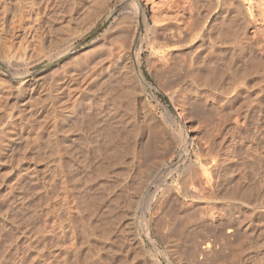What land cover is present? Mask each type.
I'll return each mask as SVG.
<instances>
[{
	"label": "rangeland",
	"instance_id": "374dc122",
	"mask_svg": "<svg viewBox=\"0 0 264 264\" xmlns=\"http://www.w3.org/2000/svg\"><path fill=\"white\" fill-rule=\"evenodd\" d=\"M0 1V264H264V210L260 207L254 209V204L257 201L256 198L258 197V194L259 196L261 195L262 199H264V182L262 183V179L260 181L259 178V172L264 173V167L260 168L257 163L253 162L254 160L252 159V155L256 154V150L257 153L259 150H262L259 145L256 144L257 142L255 141V138L253 139V135L251 138V135L242 132L244 126H246L248 122H251V127L261 128V131L258 134L261 136L259 141L264 140V105L260 109L255 108L254 112L252 113L247 112L248 110L245 108V105H247L246 96H240L239 93H237V90L235 91L230 89V92L226 95L221 94L216 89V85L219 82L217 76L219 70L216 72L214 70L215 65L213 64H210L209 66L202 60H200L201 63L199 62L198 56L203 51L205 46L201 45V48L195 46L196 49L194 48L193 53H191L192 50L188 48V44H191L190 42L185 41L187 44L186 47L184 46L186 45L184 42L183 44L178 45V43H173L175 40L174 38V40L172 39L173 42L170 40L173 37V33L178 28H182V7L180 8V5L182 6V0H180L181 3L179 4L174 2V0H156L158 2L160 1V3H156L157 5H160L161 11L166 10L165 13L168 12L166 14V18L171 16V20L168 18L165 20L166 22L156 19V14L153 15L155 12H153L152 9V0H138L139 3L141 2L139 4L141 14L138 17L135 14H131L134 23H136V21L138 23L134 25L132 21L134 26L131 24L130 26H132V29L129 26V30L124 32L125 34H128L126 36L123 32V34H120V29L122 27L119 26L118 28V23L116 20L121 17V12L127 9L122 4H114L110 7V3H112L114 0H103L106 1V3L103 2V5L106 6L105 8H103L104 6H99L102 5V1H100L98 5L92 6L93 8L89 6V10L88 8H85V11L81 10L82 13L86 14L85 18L87 19L83 18L84 14L78 12L79 15L82 14L81 17L77 13L76 18H74V20L76 19L78 23L73 19L72 21L70 19V15L74 14V12H70V9L73 8V11L74 8L76 9L78 7L77 5H79L77 0H38L37 3L41 2L42 4L40 3V5L36 7L37 19L36 16H34V20L32 17L29 18L31 15H29L27 12L23 13V11L20 9V0ZM195 1L197 2V10H195L193 14L196 13L195 15L198 17L200 12V16L203 18L206 15H210L209 17H206V28L210 22L213 21V23H215L217 20V22L220 21L218 24L221 25L215 23L217 25H215V27H217L215 28L213 24L212 27L215 29L214 33L219 35V33L222 32V35L220 33L221 36H219L222 37L223 41L226 32H230L232 34L231 35L228 33V35L225 36V42H222V39L217 36L218 39H215H217L216 45L218 47L235 46L236 39L237 42L241 40L240 43H237L238 45L244 41L242 44L244 46H249L248 53L244 56V59H242L243 61L236 60L233 62L235 65L231 62V66H233L231 68L237 70L240 69L239 71H242L248 67L250 70L253 63L252 57H255V55L251 52V47L254 48L255 51H261L260 54H263L264 56V12H262L264 11V0L263 2L262 0H240L242 3L238 2L239 0H231L229 3H232L233 6L227 3L228 0H226V2L225 0H219V3L218 0H212V12L209 10L206 11L209 9L207 1ZM202 1L204 2L202 3ZM46 2L47 4H45ZM71 2L76 6L72 5ZM92 4L94 3H91V5ZM203 4L207 5V9H204L205 5ZM216 4L219 5V8H217ZM234 4H236L235 6L238 7L239 10L242 8L241 10L247 11H244V14L248 15L245 16L248 17V20H246L248 21L247 24L249 23V26L245 27L244 24H246V21L237 16L236 12L238 11H236V9L238 10V8H235ZM239 4L242 6L240 7ZM71 5L73 7H71ZM66 6H70V8ZM225 6L228 9H226ZM97 7L101 8L99 9ZM67 9L70 11L67 12ZM94 9L97 11L96 15H98L99 12H102V16L96 21V23L91 25L89 22L91 23L92 17L93 19L96 17L94 16L96 11H92ZM101 9L104 11V13ZM177 10L180 13L176 14ZM205 11L210 13H206L205 15ZM190 12L191 10H187L186 15L184 16V22H186L183 27L186 26L188 28L195 19V16L192 17L193 14ZM249 12L251 16L248 14ZM22 13L23 15L21 18L20 14ZM142 13H144L145 16L147 15V18L151 24L153 22L158 24L160 22L158 26L161 24L163 26V22L166 24L168 20H170V22H168L171 23L173 16L172 14H176V16L179 17V27H177V25H172V22V24L166 25L168 26L166 29L165 26L163 28L160 27L162 30L159 29L163 31L159 32L162 41L170 40L172 43L170 41L168 43L173 45H170L172 48L174 46L183 48V50H181L182 52L179 50L178 52L175 51V53H178V55L175 54L177 57L174 58L175 61H172L173 64L170 63L171 65L168 64L165 66V63L167 62L164 63V61H157L158 63L156 62L153 64L154 62H152V60L157 56L160 58L163 53L162 50L169 49L170 46L163 48L153 43V35H151V32L148 31L147 27L145 26ZM170 13L171 15H168ZM65 15L67 17V22ZM60 16L63 22L61 20L53 21L56 18L60 19ZM78 16L80 17V20ZM89 16L91 18H89ZM135 17H137V19ZM231 17H234L232 18L234 21L230 19ZM173 18L175 20V16H173ZM154 19L158 21H155ZM35 20L36 23L34 22ZM176 20L174 23L177 22ZM230 20L235 23L232 24V22H229ZM239 20L241 25L244 23L242 25L243 29H241V27H239L240 25H238L240 24V22H238ZM54 22H56V24ZM57 22L60 24L64 22L67 24L69 22V25L67 24L66 26L68 32L72 31L73 29L72 32L75 31L77 33L75 34L74 32L72 34L70 32L71 35L75 34V41H73L71 44L70 53L64 55L60 59L42 57L41 52L43 51L40 49L41 37L43 34H45V31L46 33L48 32L47 34L56 33V28L61 27L60 24H58L60 27L57 26ZM81 22L84 23L82 24ZM115 22L117 27L114 26ZM50 23L53 24L51 26L56 27L55 29L53 27V31L51 29L47 31ZM86 23L89 25L85 31L84 27ZM210 25H208V27H210ZM68 26H70L69 28H71V30L68 28ZM81 26L84 27L82 28ZM228 27H232V29L228 30ZM65 28L62 27V29ZM78 29L79 34L77 32ZM133 29H137V34L135 33L134 41L132 45L129 46L130 43L128 42L131 41V37L129 38L128 36H131ZM196 31L197 33L200 32L199 29L194 30L195 35L192 33V38L196 36ZM129 32H131V34H129ZM162 33L164 34V38H162ZM237 33L239 36L236 35ZM165 36L169 39H166ZM235 36L237 37L235 38ZM124 37H127L126 39L128 42L124 40ZM232 37L235 40H232ZM107 40L110 42H107ZM104 41L107 42V44H104ZM123 42L125 45L128 43V45H123ZM197 44L200 47V43ZM122 46L127 47L128 50L125 48L123 50L120 49L123 48ZM185 48H187V51ZM73 49L75 51H73ZM106 50L108 52L114 50L118 53H116V55L112 53V62L115 64L117 61L116 64L119 63L120 65L118 64L115 66V64L112 66L113 68L111 67V69H108L107 72H104L103 75L105 76L102 75L103 77L101 76L97 80H107L106 82L109 80L108 84L105 81H102V83H105L102 85L101 81L100 84L96 80L97 83L92 85L91 88L93 90L94 87H96L95 89L98 92L96 93L95 91L91 90V93H103V96L100 94L98 95L100 97L102 96V98L104 97L103 99L101 98L103 105L109 106V102L111 103L109 107H106L108 109L104 107L107 111H109V109L112 111L116 110L117 114L119 113V117L125 113L122 116L124 120H128V122L131 124L134 123L138 125L135 127L139 130H135L138 134L134 133L135 131L133 134L130 132L133 136L139 137V133H141V128L143 127H145V130H148V132L154 131L158 137H156L153 132L149 134L154 135V140L155 137L158 140L154 141L152 138V142L154 141L153 145L158 143L157 145L159 146L156 145L158 149L155 148L156 146H153L155 149H153V151H155V153H152L151 155H156L150 157V161L152 163L154 159L159 158L158 160H160V157H163V161L162 159L160 160L161 162L159 163V166L156 165V162H158L156 160L152 166L158 167H154L157 170L154 168L153 170L151 169L152 164L147 165L149 167L148 168L145 165L147 164L146 160V163L144 162L143 166L142 163H140L139 166L135 159V162L134 160L132 161L137 164H132L133 162L130 161L131 158L126 157L128 155L125 157L123 156L125 159L121 160V164L119 163L117 165L109 163L108 160H105L103 155L102 158L101 156L96 155L98 154V150L96 151V148H102L104 142L107 144V142L109 143V141L112 139H114L112 141H114L113 143H115V146L117 144V146H120V148L123 146V148L120 150H123L124 153L127 152L124 149L128 148L126 143L128 142L127 140H129V138L131 140V136H129V132L126 135V133L122 131L125 134L122 132L118 133L120 136L118 139V135L112 132L110 137L111 139H107L104 137L105 135L102 132L103 134L101 133V135L104 136L102 137L99 135L101 137H97L96 140L95 137L98 135H96L98 131L96 129L100 130L102 126L99 127L100 125L96 123L97 126H99H96V129L93 128L94 131L88 128L86 129V126L83 125L85 121L83 122V119L81 120L79 118L81 114L88 112L89 109V107L87 108V106L84 105V108H81V103L79 104V100L81 102L83 94L86 93L81 91H86V88L89 86V81L87 77H85L86 74H84L87 72L84 70L88 71L87 67L89 69L92 67H95L97 70L101 69L100 67H102V64H100L101 66H97L100 62H95L98 60V57L100 60V57L105 55L103 52ZM121 50L123 51L122 54L124 55L121 54ZM107 51L105 53H108ZM100 53L103 55H100ZM40 54L41 58L39 56ZM125 55L127 57H125ZM245 57L247 58L245 59ZM34 58H36L35 61ZM120 59L123 60H121V63L119 61ZM128 59H130V61ZM90 62L92 67H90ZM162 63L164 64L162 65ZM248 63L250 66L247 65ZM220 65L221 67L223 66L222 64ZM168 66L171 68L168 69ZM117 68L123 71H118ZM116 69L119 73L116 71ZM130 69L132 71L134 70L133 74ZM200 69L201 74L199 73ZM109 70L112 71L113 74L118 73V75H112V72H109ZM124 71H126V74ZM108 72L111 75H109ZM121 72L122 74H120ZM250 74H252L249 75L252 79L259 76L257 73L256 75L255 72ZM122 75L126 76L123 77ZM128 75H130V77ZM121 76L123 77V80ZM215 76H217V78H215ZM84 77L88 82L85 80L81 82ZM109 77H112L113 79H111L113 81L109 79ZM125 77L128 79L126 80ZM70 78L74 80L72 86L77 89L75 90V88L72 87L75 90V94L73 93L74 90L72 88L70 89H72L73 92L68 90L70 93L65 91L64 94V92L59 91V88L65 84V82L70 80ZM129 79L132 83V86L134 85V88L130 85L131 83L128 84ZM126 81H128V85L125 84ZM123 82H125L124 84L127 85V87L129 86L132 89H136V91H134L136 93L134 97L133 94L132 96L130 95L131 97H129L130 99L133 98L132 102L135 104V107H132L135 108L134 111H132L133 109H130L131 106L128 105L131 100H127L129 99L128 96L126 99L127 91L125 92L126 94L124 93V91L129 87L124 89L126 86L123 84ZM225 83L222 84L225 85ZM99 84L102 85V89L100 88ZM110 84L114 86V91L112 90ZM227 84L229 83H226L225 86H227ZM121 85H123V88L120 87ZM97 86H99V88H97ZM82 87H84V89ZM79 89H81V91H77ZM106 89L108 91H106ZM252 89L253 88H251V90ZM241 90H243L244 93L246 92L243 86L239 91ZM232 91L233 93L231 94ZM57 92H62L59 94H61V96L62 94L66 96L63 95L61 97ZM78 92H80L81 96L77 95L79 94ZM72 93L74 95H72ZM56 95L58 97H56ZM71 95L75 97H68ZM225 96L227 99H232L230 104L223 103L222 99H226L223 98ZM57 98L59 99V103ZM63 98L66 101L63 100ZM76 98L78 101L74 100ZM55 99L57 101H55ZM243 100L245 101L244 103ZM64 101L66 102V106L63 104ZM55 102L56 104H59V107L62 106L65 109H59L58 104L53 107ZM112 103H115L116 105H112ZM239 103L241 106L237 105ZM54 108L57 110H53ZM62 109L63 113H65V116L60 113ZM119 109L121 112H118ZM245 109L246 111H243ZM58 110H60V112ZM72 110L75 111L72 115L76 114L77 116L78 114L77 120L75 118L76 116L74 117L75 119H70V116L72 117V115L69 116V114L72 112ZM131 111L134 114L130 113ZM153 111L155 113H152L154 117L151 114ZM116 112L114 111L113 113L115 114ZM126 112H128L127 116ZM120 113H122V115ZM148 113H150V115ZM166 114H168V116ZM133 115H135V117H139L140 120L138 121L139 118H135ZM142 115L147 119H143ZM141 116L143 120L141 119ZM249 116L252 117V121H250ZM149 117L152 118L153 122L150 121L151 119L149 120ZM145 121H147L149 126ZM150 122L152 125H150ZM100 123L101 125H104V122L101 121ZM64 126L67 128L68 126L70 127L67 130H70L69 133L66 131L67 128ZM130 126L131 125L127 124L128 128H131ZM147 128H149L151 131ZM71 129H73V131ZM103 129L104 128L102 127L101 131ZM63 130L66 132L64 133ZM148 132L146 131V136H148ZM261 132H263V135ZM199 135L201 138H199ZM162 136H164V138ZM259 136L257 137L259 138ZM68 137L69 139H67ZM148 138L150 139L151 137L149 136ZM158 138L163 139L164 142L162 140L159 141ZM120 139H122L123 142ZM118 140L121 142L117 143L119 142ZM124 142H126V147L124 144L121 145V143ZM130 142L131 141L128 143ZM162 143H165V147L162 146ZM105 144L104 148L106 149L107 145ZM66 146H69L70 149L66 148ZM237 147L243 151H239ZM56 148L60 152L56 151ZM81 148L84 151L80 150ZM112 148L113 145L111 144V149ZM162 149L164 151L166 150L163 154ZM65 150L67 152H65ZM167 154L169 155V158H165ZM250 156L252 158H250ZM152 158L154 159L152 160ZM231 161H234V163L239 162L240 164L238 166H231V163H233ZM162 162H167L166 169H164L154 179V176L163 164ZM228 162L229 164H227ZM241 162H243L242 165ZM104 163L107 164V167L110 166V168H113H111V170L110 168H106L107 171H105V173L99 174L97 172L98 170L96 169H98V167ZM217 163L218 165L216 167L215 164ZM223 164L226 165V167L224 166V169L222 170L221 168ZM135 165H138L137 168ZM195 165H199L198 177L192 178L193 180L189 179L190 182L189 180L186 182L183 179L184 175H186L188 169ZM144 169H150V171L152 170L151 172L153 175L150 174L151 178L146 176L147 172H145ZM142 171L145 173V175L143 173L144 176L141 175ZM206 174L209 176L213 175L211 178L212 182H214V180L216 181V178L219 180V174L222 175L220 176V182L222 181L221 185L218 188L215 186L205 185L203 177L206 178ZM141 176L142 179H139ZM90 177L92 182L90 181L89 183L88 180ZM143 177L147 179H144ZM135 179H137V181ZM141 180L148 181L142 182ZM237 182L241 183V185L239 184V188L235 187L236 189L232 190L234 187L233 185L238 184ZM100 184L102 185V188H100ZM137 188L140 190L139 192L141 194L138 192ZM257 188H259V191ZM166 189L169 190L170 195H166V201L163 202L161 208L157 207L156 199L162 197L165 194ZM237 189L240 191H243V189H246V191L248 189L249 191L257 190L255 191L257 194L253 192L252 195H247V197L244 198L242 195H240L241 192L239 190L237 191ZM230 190L234 192L236 191V194L234 192L229 193ZM104 191H106L104 195H106V193L108 195H106L107 197L105 196L106 199L104 197L102 198L104 195H101L104 193ZM135 191L136 193H133ZM117 193H122V195L119 196ZM223 193L224 196L228 194V196L231 194L232 196L230 197L234 198L237 196L236 198L239 201L236 200V203L232 205H227L223 202L221 203V201L216 199V197H224L222 196ZM99 194L101 197H99ZM129 194L131 198L132 196H135L133 199L136 203L133 201V199L129 198ZM233 194H235V196ZM253 194L255 196H253ZM123 195H125V199L127 200L123 199ZM214 195L216 197H214ZM92 196L95 197L93 198ZM117 196H119L120 199L123 196L121 199L123 201H119ZM250 196L253 198L251 199ZM85 197L86 199H84ZM143 197H145L143 203L138 206L140 200L143 199ZM95 198H99L98 203V199L96 200ZM110 198L112 200L116 198L114 200V204L117 200L122 203L116 202L118 205L115 204L114 207H118L119 211H115L118 209L114 208L113 210L112 208L113 211H111L109 214L108 212L114 205ZM103 199L106 201L104 202ZM108 199H110L112 202H109ZM128 200H130V202H127ZM84 201L86 204H84ZM89 201L91 204H93L91 205ZM124 201L128 204L124 203ZM181 201L183 203L185 202L183 205L184 207L181 206L183 204ZM218 201H220V203ZM241 201L243 204H241ZM249 201L251 202L249 203ZM101 203H103L104 206H101ZM105 203L108 205L111 204L112 206L110 205L111 207H109L107 205L108 207H106ZM89 206L92 209L89 208ZM86 207L91 210V213ZM108 209H110L107 212L109 216H105L107 220L108 217H110L111 221L109 220V223L104 216V213ZM183 210L184 215L187 213L186 216L188 217L181 215L183 214ZM179 211L182 213L180 214ZM211 214H213L215 217L213 215L211 216ZM92 215L93 217L91 218ZM179 215L181 217L183 216L182 219ZM175 219H177V221ZM90 220H92L93 224H98L99 227L97 225L92 226ZM88 225L89 229L91 230L90 232L88 231L89 229L87 230ZM91 227H93V229ZM87 232L90 233V235H88ZM104 234H106V236H103Z\"/></svg>",
	"mask_w": 264,
	"mask_h": 264
},
{
	"label": "bare ground",
	"instance_id": "6f19581e",
	"mask_svg": "<svg viewBox=\"0 0 264 264\" xmlns=\"http://www.w3.org/2000/svg\"><path fill=\"white\" fill-rule=\"evenodd\" d=\"M40 1H43V0H40ZM55 1V0H54ZM74 1V0H73ZM72 1V2H73ZM79 3V5H77L78 7L75 9L74 8V10L72 11V9H67L68 11L67 12H74V14H71L70 16H71V21H72V19L74 20V18H76V14L78 13V12H80V13H82V11L81 10H84L85 8H88L89 6H95V5H98L99 4V2L100 1H102L101 3H102V5H99V6H104L103 5V2H105L106 3V1H103V0H81V1H79V0H77ZM76 1V2H77ZM93 1V2H92ZM108 1H110V0H108ZM165 1H167V0H165ZM204 1H207V3H208V8L209 9H207V5L206 4H203V5H205L204 6V9L206 8L207 10L206 11H210V12H212L211 11V9H212V7H213V5H212V0H204ZM204 1H202V3L204 2ZM216 1V0H215ZM231 0H228V2L227 3H229ZM233 1V0H232ZM238 1V0H237ZM259 1V0H258ZM1 2V1H0ZM38 2V0H20V9L23 11V13L24 12H27L29 15H31V16H29V18L30 17H32L33 18V20H34V16H36L37 15V11H36V7L37 6H39L40 5V3H37ZM50 2H52V1H50ZM71 2V3H72ZM112 2V1H111ZM152 3H151V5L153 4V12H155V13H153V15L154 14H156L157 15V18L156 19H158V20H160V21H165V20H167L168 18L170 19L171 18V16L169 17L168 15H171V13L173 12V13H175L174 11H172L170 14H168L167 16H168V18H166V14L168 13H165L166 12V10L165 11H161V7H160V5H159V7H158V5H157V3L156 2H158V1H156V0H152L151 1ZM174 2H177V4H179V3H181L180 2V0H174ZM173 2V3H174ZM225 2H226V0H225ZM236 2V1H235ZM238 2H241L240 0L238 1ZM262 2H263V0H262ZM75 3V2H74ZM91 3H94V4H92L91 5ZM100 3V4H101ZM104 3V4H105ZM141 3V2H140ZM139 2H138V0H114L112 3H110V7L111 6H113L114 4H122V5H124L125 6V8L127 9V10H125V11H122L121 13H122V15H121V17H119V19L118 20H116L117 21V23H118V28H119V26L120 27H122L120 30H121V32H120V34L123 32H127L128 30H129V26L132 24V21H133V17H132V15L131 14H135V15H137V17L138 16H140V4ZM158 3H160V1L158 2ZM218 3H219V0H218ZM221 3V2H220ZM242 3V2H241ZM38 4V5H37ZM42 4V3H41ZM45 4H47V2L45 3ZM76 4V3H75ZM108 4H109V2H108ZM182 6L180 5V8L182 9V28L181 29H177L174 33H173V37L170 39V40H172L173 38L175 39H173L174 40V42H173V40H172V42L175 44V43H178V45L179 44H183V42L186 44V42L185 41H187V42H190L191 44H188L189 46H188V48L189 49H191L192 50V52L191 53H193V51H194V48L196 49V47L198 46V48H201V45H203V46H205V48H203V51L200 53V55L198 56L199 57V62H200V60H202L203 62H205V63H207V65H209L210 66V64H213V65H215L214 66V70L217 72V70H219L218 72V79H219V82L217 83V85H216V89L221 93V94H228L229 92H230V89L231 90H237V93H239V95L241 96H246V100H247V105H245L246 107V109L248 110L247 112H250V113H252V112H254V110H255V108H262L263 107V103H264V65H263V63H264V56H263V54H260V52L261 51H255L254 50V48H252L251 47V52H252V54H254L255 55V57H252L253 58V63H252V67H251V71L249 70V68L248 67H246V69L243 71H239V70H237V69H232L231 67H233V66H231L232 64H234L233 62L234 61H236V60H238V61H240V60H242V59H244V56L245 55H247V53H248V49H249V46H244L242 43H244V41L241 43V44H237V43H240V41L239 42H237L233 37V39L232 40H235V42H236V45L235 46H223V47H218L217 45H216V40L218 39V37L217 36H219L220 35V33H221V35H222V32H220L219 33V35L218 34H216V33H214V28L212 27L213 26V24H214V27H215V23H219L220 21H219V18H218V21L219 22H217V20H216V22H215V20H214V22L215 23H213V21L212 22H210L211 23V25H210V23L208 24V25H210V27H208V25H207V28H206V24H205V21L207 22V18L206 17H209V16H207L206 15V13L208 14V13H210V12H206L205 11V17L203 18L202 16H200V12H199V14H198V17L195 15V14H193L194 13V11L195 10H197V7H196V5H197V2L195 1V0H182ZM222 4V3H221ZM225 4V3H224ZM229 4H231L232 5V3H229ZM263 4H264V2H263ZM262 4V5H263ZM72 5H74L73 3H72ZM71 5V7H73ZM106 5V4H105ZM215 5V4H214ZM217 5V4H216ZM236 4H234V6H235ZM240 5V7L242 6L241 4H239ZM42 6V5H41ZM63 6V5H62ZM74 6H76V5H74ZM179 6V5H178ZM219 5H217V8H219L218 7ZM227 6H229V5H227ZM233 6V5H232ZM237 6H238V4H237ZM66 7H69L70 8V6H66ZM91 7H90V9H91ZM100 7V8H101ZM106 6H104L103 8H105ZM158 7V8H157ZM221 7V6H220ZM224 7V6H223ZM261 7H263V6H261ZM41 8V7H40ZM43 8V7H42ZM45 8V7H44ZM93 8V7H92ZM97 8H99V7H97ZM97 8H96V10H97ZM99 8V9H100ZM160 8V9H159ZM216 8V7H215ZM225 8H226V6H225ZM233 8V7H232ZM235 8H238V7H236L235 6ZM244 8V7H243ZM48 9V8H47ZM159 9V10H158ZM221 9H222V7H221ZM226 9H228V8H226ZM234 9V8H233ZM233 9H231V10H233ZM242 8H240V10H239V8H238V10L236 9V11H238V12H236L237 13V16H239V17H241V19H244L245 21H246V24H244V23H242V25L244 24L245 25V27H247V26H249L248 24H247V18L248 17H246V16H248V15H246V14H244L245 12L244 11H246V10H241ZM263 9V8H262ZM37 10H38V8H37ZM88 10H89V8H88ZM95 9L94 10H92V11H96ZM102 10V9H101ZM162 10H164V9H162ZM187 10H191V14H193L192 15V17H194L195 19L193 20V23L191 24V26H189L188 28L185 26V27H183L184 26V24H185V22H184V16L186 15V12H187ZM214 10V9H213ZM217 10V9H216ZM223 10V9H222ZM221 10V11H222ZM22 11H20V12H22ZM40 11V10H39ZM43 11V10H42ZM44 11H45V9H44ZM85 11V10H84ZM100 11V10H99ZM103 11V10H102ZM181 11V10H180ZM243 11V12H242ZM47 12V11H46ZM90 12H91V10H90ZM90 12H88V13H90ZM197 12V13H198ZM218 12H220V11H218ZM217 12V13H218ZM235 12V11H234ZM247 12V11H246ZM262 12H264V11H262ZM23 13L22 14H20L21 15V18H22V15H23ZM64 13H66V12H64ZM64 13H63V15H64ZM102 12H99V14L98 15H96L97 14V11L95 12V15L94 16H96L94 19H93V17H92V21H91V23L89 22V24H94V23H96V21L102 16V14H101ZM103 13H104V11H103ZM177 13H180V12H178V10H177V12H176V14ZM226 13V12H225ZM236 13H234V14H236ZM252 13V12H251ZM46 14V13H45ZM44 14V15H45ZM59 14H60V12H59ZM58 14V15H59ZM67 14V13H66ZM69 14V13H68ZM82 14H84V17L83 18H85V13H82ZM82 14H80L79 15V13H78V15L79 16H81ZM92 14V13H91ZM93 14H94V12H93ZM92 14V15H93ZM143 15H142V17H143V20L145 21L144 23H145V26L147 27V29H148V31H150L151 32V35H153V43L154 44H156V45H158V46H161V47H163V48H167V47H169L170 45L171 46H173L171 43V41L170 40H163L162 41V39L160 38V36L161 35H159L160 33V31L162 30V28L165 26V29H166V27H168V26H166V25H170V24H172V22H173V24L172 25H177V27H179V17L178 16H176V14H172L173 16H175V20L177 21V22H175L174 23V18H173V16H172V22L171 23H169L170 22V20H168L167 21V23L166 24H164V22H163V26H162V24L160 25V26H158V24L160 23H150V21H149V19L147 18V15L145 16V14L144 13H142ZM213 14V13H212ZM248 14H250V12L248 13ZM26 15V14H25ZM39 15V14H38ZM41 15V14H40ZM47 15V14H46ZM62 15V14H61ZM62 15V16H63ZM104 15V14H103ZM180 15V14H179ZM202 15V14H201ZM215 15V14H214ZM220 15V14H219ZM246 15V16H245ZM49 16V15H48ZM78 16V17H79ZM145 16V17H144ZM204 16V15H203ZM217 16V15H216ZM233 16V15H232ZM235 16V15H234ZM236 16V17H237ZM250 16H251V14H250ZM255 16V15H254ZM56 17H58V16H56ZM55 17V18H56ZM65 17H66V15H65ZM82 17V16H81ZM87 17V16H86ZM137 17H135L136 19H137ZM153 17V16H152ZM154 17H156V16H154ZM215 17V16H214ZM235 17V18H236ZM264 17V16H263ZM31 18V19H32ZM43 18V17H42ZM60 19H58V18H56L55 20H53V21H56V20H61L62 18H61V16L59 17ZM89 18H91L90 16H89ZM140 18V17H139ZM232 18H234V17H231L230 19L231 20H233ZM238 18V17H237ZM24 19V18H23ZM27 19V18H26ZM36 19H37V16H36ZM48 19V18H47ZM50 19V18H49ZM66 19V22H67V17L65 18ZM85 19H87V18H85ZM117 19V18H116ZM135 19V20H136ZM240 19V18H239ZM247 19V20H246ZM21 20V19H20ZM45 20V19H44ZM43 20V21H44ZM63 20H64V18H63ZM79 20H80V17H79ZM84 20V19H83ZM155 20V19H154ZM158 20H155V21H158ZM174 20V21H173ZM229 21V22H232V21ZM237 20V19H236ZM30 21V20H29ZM40 21V20H39ZM52 21V22H53ZM62 21V20H61ZM60 21V22H61ZM74 21H76L77 22V20L75 19ZM88 21H89V19H88ZM153 21V20H152ZM222 21H223V19H222ZM234 21V20H233ZM242 21V20H241ZM35 23H36V20L34 21ZM34 22H32V23H34ZM41 22V21H40ZM63 22V21H62ZM80 22V21H79ZM85 22V21H84ZM83 22V23H84ZM166 22V21H165ZM238 22H240V20L238 21ZM238 22H237V24H238ZM244 22V21H243ZM47 23V22H46ZM55 24H56V22H54ZM70 23H72V22H70ZM78 23V22H77ZM76 23V24H77ZM82 23V22H81ZM82 23V24H83ZM133 23H134V21H133ZM136 23H138L137 21H136ZM136 23H134V25L136 24ZM223 23V22H222ZM233 23H235V22H232V24ZM48 24V23H47ZM47 24H45V25H47ZM54 24V25H55ZM58 24H60V23H58L57 22V26H58ZM64 24V25H63ZM66 23L64 22V23H61L60 25H61V27H60V25L58 26V27H60V28H56V27H54V26H51V25H53L52 23H50V26H51V28H50V26H49V28H48V30L47 31H49L50 29L53 31V27H54V29L56 28L57 30H55V31H57L56 33H54V34H47L46 33V31H45V34H43V36L41 37V41H40V49H42V51L43 52H41L42 53V57H48V58H58V59H60L61 57H63L64 55H66V54H68V53H70V50H71V44H72V42L73 41H75V34H77L75 31V34L74 35H71V33L73 34L74 32H72L73 31V29H72V31H69L68 32V30H67V24L69 25V22L65 25ZM80 24V23H79ZM89 24H85V27H84V30L86 31V28L88 27V25ZM190 24V23H189ZM21 25V24H20ZM36 25V24H35ZM44 25V26H45ZM74 25V24H73ZM133 25V24H132ZM133 25V26H134ZM218 25H221V24H218ZM223 25V24H222ZM231 25V24H230ZM236 25V24H235ZM238 25H240L239 27H241V29H243V26L241 25V22H240V24H238ZM34 26V25H33ZM56 26V25H55ZM76 26V25H75ZM80 26V25H79ZM114 26H116V22H115V25ZM116 26V27H117ZM217 26V25H216ZM231 26H233V25H231ZM27 27H29V26H27ZM36 27V26H35ZM47 27V26H46ZM62 27L63 28H65V29H62ZM70 26H68V28H69ZM82 27V26H81ZM82 27V28H83ZM160 27H162V28H160ZM219 27V26H218ZM45 28V27H44ZM79 28V27H78ZM112 28V27H111ZM128 28V29H127ZM130 28L132 29V26H130ZM133 28H135V27H133ZM138 28H139V26H138ZM209 28H213V29H209ZM215 28H217V27H215ZM229 28V27H228ZM227 28V29H228ZM236 28V27H235ZM238 28V27H237ZM13 29V28H12ZM29 29V28H28ZM70 30H71V28H69ZM159 29H161V30H159ZM196 29H199L200 30V32H198L197 33V31H196V36H194L195 34V32H194V30H196ZM226 29V30H227ZM230 29H232V27L231 28H229L228 30H230ZM238 29H240V28H238ZM246 29V28H245ZM83 30V29H82ZM83 30V31H84ZM89 30V29H88ZM109 30V29H108ZM164 30V29H163ZM42 31V30H41ZM77 31V30H76ZM131 31V30H130ZM137 29H133L132 30V34H131V32H129V34H131V36H128L129 38L131 37V41L130 42H128L127 41V37L124 39V40H126L128 43H130L129 44V46L130 45H132V43H133V41H134V37H135V33L137 34ZM223 31V30H222ZM232 31V30H231ZM70 33V34H68V33ZM78 34H79V29H78ZM161 32H163V31H161ZM165 32V31H164ZM226 32V31H225ZM80 33H81V31H80ZM83 33V32H82ZM122 33V34H123ZM192 33L194 34L193 36V38H192ZM228 33H230V32H226V35H228ZM84 34V33H83ZM163 34V33H162ZM223 34H225V33H223ZM231 34V33H230ZM31 35V34H30ZM36 35V34H35ZM107 35V34H106ZM124 35L126 36V35H128V34H125L124 33ZM220 35V36H221ZM225 35V36H226ZM232 35V34H231ZM235 35V34H234ZM233 35V36H234ZM237 36H239L238 35V33L236 34ZM119 36H122V35H119ZM219 36V38H221L222 39V37H220ZM224 36V35H223ZM225 36H224V41H223V39H222V42H225L226 40V38H225ZM230 36V35H229ZM237 36H235V38L237 37ZM77 38V37H76ZM105 38H106V36H105ZM120 38V37H119ZM128 38V39H129ZM162 38H164V34H163V37ZM165 38H166V36H165ZM215 38H217V39H215ZM230 38H231V36H230ZM166 39H169V38H166ZM229 39V38H228ZM227 39V40H228ZM238 39H239V37H238ZM77 40V39H76ZM104 40V39H103ZM123 40V39H122ZM122 40H120V41H122ZM123 40V41H124ZM106 41V40H105ZM104 41V44L106 43L107 44V42H110V41H108L107 40V42H105ZM171 42V43H168V42ZM221 41V40H220ZM125 42V41H124ZM123 42V43H124ZM180 42V43H179ZM228 42H229V40H228ZM227 42V43H228ZM232 42H234V41H232ZM128 43H126V45H125V43L123 44V45H125V46H127L128 45ZM197 43H200V47H199V45L197 44ZM230 43V42H229ZM116 44V43H115ZM117 44H118V42H117ZM152 44V43H151ZM233 44H235V43H233ZM246 44V43H245ZM119 45V44H118ZM101 46H103V45H101ZM112 46V45H111ZM117 46V45H116ZM123 47V48H120V49H127L128 50V48L127 47ZM128 46V47H129ZM152 46V45H151ZM170 46V47H171ZM184 46H186L187 47V44L186 45H184ZM196 46V47H195ZM221 46V45H220ZM114 47V46H113ZM154 47H156V46H154ZM170 47H169V49H164V50H162L163 51V53H162V55H161V57L159 58L158 56V58L156 57V58H154L153 60H152V62H154L153 64H155L157 61L158 62H163L164 61V63L165 62H167V63H165L166 65L165 66H167L168 64H170V63H172V61L174 60L175 61V59L174 58H176L177 56H175V54L176 55H178V53H175V51L176 52H178V50L179 51H181V50H183V48H180V47H178V46H174L173 48L171 47V49H170ZM111 48V47H110ZM98 49V48H97ZM108 49H109V47H108ZM107 49V50H108ZM111 49H113V48H111ZM160 49V48H159ZM187 48H185V50H186ZM106 50V51H107ZM115 50V49H114ZM114 50H111V51H114ZM121 50V51H122ZM130 50V49H129ZM73 51H75L74 49H73ZM105 51V52H106ZM108 52V53H105V52H103L105 55H103L102 53H100V55L102 54L103 56H101L100 57V60H99V57L97 58L98 60H96V62L95 63H98V61L100 62V63H98V65L97 66H101L100 64H102V67H100L101 69H99V70H97L95 67H92V64H91V62H90V67H92L93 68V70H92V68L91 69H89L88 67H87V69H88V71H86V70H84L85 72H87V73H84V74H86L85 75V77H87V79H88V81H89V83H88V87L87 86H85V87H87L86 88V91H81V89H79V90H77V91H81V92H86L85 94H83V98H81V102H80V100H79V96H81L80 95V92H78L79 94H77V95H79L78 96V100H79V104L81 103V108H84V106H87V108L89 107V109H88V112H84V114H81L80 116L82 117H80L79 116V118L82 120L83 119V122L85 121V123L83 124L84 126H86L85 128L87 129H91L92 131H94L93 130V128H95L96 126H97V124L96 123H98L99 125V127H103L104 129L101 131V129H102V127H101V129L99 130V129H96V130H98L97 131V133H96V140H97V137H101L102 135H101V133L103 132L104 133V137H106L107 139L108 138H110L111 137V135H112V132H114L116 135H118V133H120V132H122V131H124L125 133H126V135H127V133L129 132V136H131V140H130V138H129V140H127L128 142L129 141H131L130 143H126V142H124V143H121V145L122 144H124V146L127 144L128 146V148H126V149H124L125 151H127V152H125L124 153V151L123 150H120L121 148H123V146L120 148V146H115L114 144L115 143H113L114 141H112V140H114V139H112L111 141H109V143L107 142V144H105V142H104V144L105 145H107L106 146V149L104 148L105 146H104V144L102 145L103 147L102 148H100V147H98V149L96 148V151L98 150V154H96V155H98V156H101V158H102V155H103V157L105 158V160H108L109 161V163H113L114 165H117V164H119L120 162H121V160H123V159H125V158H123V156L125 157L126 155H128V156H126V157H130L131 158V160L130 161H132V160H136V162H138V165L140 164V163H142V166H143V164H144V162L146 163V161H147V164H145L146 166L147 165H151V169L153 170V168L155 167H152L153 166V164H154V162H156V161H158V162H156L155 164L156 165H158L159 166V163L161 162L160 160L162 159V161H163V157L161 156L160 157V160H158L159 158H157V159H154V158H152V160L154 159V161H152V163H151V158L150 157H153V156H155V155H151L152 153H155V151H153V146H156L158 143H156V144H154L153 145V142L156 140V141H158L157 140V138L156 137H158L155 133H154V131H151L149 128H147V129H149L151 132H153V134H155V140H154V138H153V136L154 135H151V134H149V133H151V132H148V130H145V127H143V128H141L142 129V131H141V133H139V137H136V136H133L132 134H133V132L137 129V131H139L138 130V128H135L136 126H138V125H136V124H134V123H130V122H128V120H124L123 119V115L125 114H123L122 115V113H120L122 116H118V114H117V112H116V110H111V109H109V111H107L106 109H108V108H106V107H109L110 105H111V103L109 102V106H104L103 105V102H102V99L104 98H102V96H103V93L101 94V93H99L100 95H102L101 97L100 96H98L99 94H93V93H91V90H92V85H95V83H100V81H101V83H102V81L103 80H100V81H98L97 79L98 78H100L103 74H104V72H107L108 71V69H111V67L112 66H114L115 64H116V62H115V64H114V62H112V60H113V57H112V53L114 54V55H116V53L117 52ZM125 51V50H124ZM187 51V50H186ZM185 51V52H186ZM159 52V51H158ZM182 52V51H181ZM181 52H180V54H181ZM184 52V53H185ZM258 52H259V54H258ZM123 53V51L121 52V54ZM126 53H127V51H126ZM130 53V52H129ZM99 54V53H98ZM118 54V53H117ZM120 54V55H121ZM159 54V53H158ZM236 54H238V55H236ZM113 55V56H114ZM122 55H124V54H122ZM128 55V54H127ZM194 55V54H193ZM201 55H203V56H201ZM250 55V54H249ZM253 55V56H254ZM40 56V58H41V54L39 55ZM160 56V55H159ZM175 56V57H174ZM30 57V56H29ZM95 57V56H94ZM115 57V56H114ZM117 57H118V55H117ZM120 57V56H119ZM121 57H123V56H121ZM125 57H127L126 55H125ZM68 58V57H67ZM70 58V57H69ZM90 58V57H89ZM124 58V57H123ZM122 58V59H123ZM247 57H245V59H246ZM35 59L36 58H34V61H35ZM43 59V58H42ZM116 59H119V58H116ZM122 59H120L119 61H120V63H121V60ZM195 59V58H194ZM23 60V59H22ZM27 60V59H26ZM40 60V59H39ZM65 60H67V59H65ZM115 60V59H114ZM125 60V59H124ZM129 61H130V59H128ZM151 60V59H150ZM187 60V59H186ZM185 60V61H186ZM14 61V60H13ZM17 61V60H16ZM25 61V60H24ZM109 61V62H108ZM123 61V60H122ZM192 61V60H191ZM243 61V60H242ZM246 61V60H245ZM251 61V62H252ZM20 62V61H19ZM25 62H27V61H25ZM29 62V61H28ZM126 62H128V61H126ZM157 62V63H158ZM193 62V61H192ZM202 62V63H203ZM231 62H232V64H231ZM23 63V62H22ZM31 63V62H30ZM95 63H93V64H95ZM164 63H162V65L164 64ZM188 63V62H187ZM191 63V62H190ZM196 63V62H195ZM201 63V62H200ZM245 63V62H244ZM89 64V63H88ZM119 63H117L115 66H117ZM131 64V63H130ZM173 64V63H172ZM193 64V63H192ZM204 64V63H203ZM202 64V65H203ZM220 64H222L223 66L221 67V65ZM238 64V63H237ZM251 64V63H250ZM120 65V64H119ZM123 65H124V63H123ZM123 65H122V67H123ZM125 65H126V63H125ZM132 65V64H131ZM158 65H160V64H158ZM157 65V66H158ZM162 65H160V66H162ZM171 65V64H170ZM195 65V64H194ZM201 65V64H200ZM235 65V64H234ZM247 65H249V63L247 64ZM88 66V65H87ZM95 66V65H94ZM127 66H129V65H127ZM165 66H163V67H165ZM250 66V65H249ZM131 67V66H130ZM156 67V66H155ZM212 67V66H211ZM95 68V69H94ZM98 68V67H97ZM113 68V67H112ZM116 68V67H115ZM124 68V67H123ZM125 68H127V67H125ZM132 68V67H131ZM158 68V67H157ZM168 69L169 68H171V67H167ZM202 68V67H201ZM208 68V67H207ZM118 69V68H117ZM117 69H116V71H117ZM120 69H121V67H120ZM166 69V68H165ZM167 69V70H168ZM128 70H129V68H128ZM131 70V69H130ZM113 71H115V70H113ZM115 71V72H116ZM118 71H123V70H119L118 69ZM117 71V72H118ZM132 71V70H131ZM134 71V70H133ZM133 71H132V74H133ZM169 71V70H168ZM200 71V72H199ZM198 72L201 74V69L199 70ZM109 72H112V71H110L109 70ZM108 72V73H109ZM126 71H124V73H125ZM128 72V71H127ZM253 72H255V74L257 73L259 76L257 77V78H255L254 77V79H252L251 78V76H249V75H252V74H250V73H253ZM119 73V72H118ZM118 73H114L115 75H118ZM129 73V72H128ZM83 74V73H82ZM113 74V72H112V75H114ZM120 74H122V72L120 73ZM119 74V75H120ZM126 74V73H125ZM130 74V73H129ZM132 74H131V76H132ZM202 74H203V72H202ZM212 74H214V73H212ZM256 74V75H257ZM109 75H111L110 73H109ZM255 75V76H256ZM76 76V75H75ZM81 76H83V75H81ZM103 76H105V75H103ZM102 76V77H103ZM123 77L124 76H126V75H122ZM121 76V77H122ZM129 77H130V75H128ZM127 76V77H128ZM217 76H215V78H217ZM253 76H254V74H253ZM85 77H84V79L81 81V82H83L84 80L86 81V82H88L86 79H85ZM113 77V76H112ZM111 77V78H112ZM123 77H122V80H123ZM128 77V78H129ZM203 77V76H202ZM248 77H250V78H248ZM73 78H74V76H73ZM106 78V77H105ZM108 78V77H107ZM110 77H109V79H111ZM114 78V77H113ZM112 78V79H113ZM115 78H116V76H115ZM126 78V77H125ZM124 78V79H125ZM128 78H126V80L128 79ZM102 79H104V78H102ZM111 79V80H112ZM133 79V78H132ZM68 80V79H67ZM77 80V79H76ZM81 80V79H80ZM96 80H97V82H96ZM206 80V79H205ZM217 80V79H216ZM66 81V80H65ZM105 82L107 81V80H104ZM103 81V82H104ZM113 81V80H112ZM117 81V80H116ZM137 81V80H136ZM78 82V81H77ZM108 82H109V80H108ZM108 82H106L107 84H108ZM122 82V81H121ZM229 83V84H227V86H225L226 85V83ZM73 83H74V80L72 79V78H70V80H68L67 82H65V84H63L59 89L58 88H56V89H58L59 91H62V92H64V94H65V91H72L73 92V88L72 87H74V86H72L73 85ZM100 83V84H101ZM125 82H123V84H124ZM128 83V81H126V83L125 84H127ZM131 82H130V79H129V83L128 84H130ZM222 83H225V85L224 84H222ZM87 84V83H86ZM86 84H84V85H86ZM99 84V86H100V88L102 89V85L103 84H105V83H102V85H100ZM112 84H113V82H112ZM121 84V83H120ZM124 84V85H125ZM127 84V85H128ZM60 85V84H59ZM98 85V84H97ZM111 85V84H110ZM127 85H125L126 87L124 88V89H126V88H128L127 87ZM131 86H132V83L130 84ZM99 86H97V88H99ZM123 85H121L120 87L121 88H123L122 87ZM244 87V90H246V92L244 93L243 92V90H241V91H239L240 90V88L241 87ZM58 87V86H57ZM108 87V86H107ZM111 87H112V90L114 89V86H112L111 85ZM119 87V88H120ZM133 88H134V85L132 86ZM215 87V86H214ZM70 88H72V89H70ZM75 88V87H74ZM79 88V87H78ZM81 88V87H80ZM83 89H84V87H82ZM96 87H94V89L92 90V91H95L96 93L98 92L96 89H95ZM117 88V87H116ZM118 88V89H119ZM129 88H131V87H129ZM126 89L125 91H124V89H123V91H124V93L127 91V94H126V99H127V96H128V98L129 97H131L132 96V94H133V97H134V95L136 94L134 91H136V89H132L133 90V92H132V90L131 89ZM136 88V87H135ZM251 88H253L252 90H251ZM55 89V88H54ZM77 88H75V90H76ZM108 89V88H107ZM106 89V91H108V90H110V89H108L107 90ZM215 89V90H216ZM243 89V88H242ZM75 90H74V94H75ZM99 90V89H98ZM116 90V89H115ZM56 91V90H55ZM68 91V92H69ZM70 91V92H71ZM100 91V90H99ZM103 91V90H102ZM114 91V90H113ZM119 91V90H118ZM62 92H57L58 94L59 93H62ZM69 92V93H70ZM94 92V93H95ZM101 92V91H100ZM104 92V91H103ZM132 92V93H131ZM72 93V95H74ZM77 93V92H76ZM106 93H108V92H106ZM216 93H217V91H216ZM233 93V91L231 92V94ZM57 94V95H58ZM64 94H62V96L64 95ZM68 94V93H67ZM110 94H111V91H110ZM56 95V97H58L59 95L61 96V94H59L58 96ZM70 95V94H69ZM68 96V97H75V96ZM76 95V96H77ZM106 95V94H105ZM104 95V96H105ZM124 95V94H123ZM131 95V96H130ZM61 96V97H62ZM64 96H66V95H64ZM53 97V96H52ZM55 97V98H56ZM111 97H112V95H111ZM228 97V96H227ZM230 97V96H229ZM65 98V97H64ZM63 98V100H65ZM102 98V99H101ZM106 98V97H105ZM220 98V97H219ZM223 98H226V96L225 97H223ZM44 99V98H43ZM222 99V98H221ZM227 99V98H226ZM226 99H224V100H226ZM31 100V99H30ZM36 100H37V98H36ZM51 100V99H50ZM57 100H58V103H59V99L57 98ZM56 99H55V101H57ZM71 100V99H70ZM74 100H77V98L76 99H74ZM77 100V101H78ZM127 100H131V102H132V100H133V98L132 99H127ZM223 99H222V101H223V103H225V104H227V103H229L230 104V102L232 101V99L231 98H228L226 101H224ZM43 101V100H42ZM53 101V100H52ZM66 101V100H65ZM64 101V105H65V102ZM69 101V100H68ZM48 102V101H47ZM61 102V101H60ZM112 102V101H111ZM130 102V103H131ZM245 101L243 100V103H244ZM52 103V102H51ZM57 103V104H58ZM72 103V102H71ZM128 104V105H130L131 107L132 106H134L135 107V104L132 102L131 104H134V105H131V104ZM56 102L54 103V106L53 107H55L56 105ZM61 104V103H60ZM63 104H61V105H63ZM68 104V103H67ZM70 104V103H69ZM105 104V103H104ZM115 104V103H114ZM113 103H112V105H114ZM246 104V103H245ZM39 105V104H38ZM41 105V104H40ZM53 105V104H52ZM60 105V106H61ZM84 105V106H83ZM107 105V104H106ZM116 105V104H115ZM234 105V104H233ZM238 106L240 105V103L239 104H237ZM43 106V105H42ZM49 106H50V104H49ZM66 106V105H65ZM129 106V107H130ZM241 106V105H240ZM58 107H59V104H58ZM79 107H80V105H79ZM106 109H105V108ZM128 107V108H129ZM130 107V109H133L132 111H134V109L135 108H131ZM33 108V107H32ZM60 108H63L62 106L61 107H59V109ZM93 108V109H92ZM242 108V107H241ZM35 109V108H34ZM52 109V108H51ZM50 109V110H51ZM63 109H65V108H63ZM63 109H62V111L60 112V110H58L60 113H62L63 115L65 114V113H63ZM74 109V108H73ZM243 109V108H242ZM246 109L245 110H243V111H246ZM29 110V109H28ZM53 110H57L56 108H54ZM118 110V109H117ZM149 110V109H148ZM240 110V109H239ZM71 111V110H70ZM70 111H68V112H70ZM78 111V110H77ZM80 111H83V110H80ZM84 111H87V110H84ZM116 112L115 114L113 113V112ZM128 111H129V109H128ZM130 112V113H133V112ZM240 111H242V110H240ZM75 111H73L72 110V112L69 114V116L70 115H72L73 113H74ZM118 112H121L120 111V109H119V111ZM147 112V111H146ZM149 112V111H148ZM238 112V111H237ZM52 113V112H51ZM58 113V112H57ZM77 113V112H76ZM82 113V112H81ZM129 113V114H130ZM152 113H154V111L153 112H151V114ZM241 113V112H240ZM67 114V113H66ZM127 114H128V112H126V116H127ZM134 114V113H133ZM136 114V113H135ZM149 115H150V113H148ZM155 114V113H154ZM62 115V116H63ZM153 115V114H152ZM167 116H168V114H166ZM33 116V115H32ZM61 116V117H62ZM65 116V115H64ZM76 116V114L75 115H72V117L70 116V119L71 118H74ZM134 117H135V115H133ZM137 116V115H136ZM138 116H139V114H138ZM143 116V115H142ZM142 116H141V119H142ZM146 116L148 117V115L146 114ZM145 116V117H146ZM248 116V115H247ZM67 117V116H66ZM125 117V116H124ZM153 117H154V115H153ZM63 118V117H62ZM76 118V120H77V118H78V114H77V116L75 117ZM74 118V119H75ZM135 118H139V117H135ZM252 117L251 116H249V119H250V121H252V119H251ZM73 119V120H74ZM126 119V118H125ZM129 119V118H128ZM132 119V118H131ZM143 119H147V118H144V116H143ZM142 119V120H143ZM151 119V120H150ZM40 120H42V119H40ZM64 120V119H63ZM136 120V119H135ZM140 120V118L138 119V121ZM149 120L151 121V122H153L152 121V118H150L149 117ZM153 120H155V119H153ZM248 120V119H247ZM99 121V122H98ZM104 122V125L102 124L101 125V123L100 122ZM130 121V120H129ZM133 121V120H132ZM64 122V121H63ZM71 122V121H70ZM133 122H135V121H133ZM136 122H137V120H136ZM142 122V121H141ZM146 122V124L149 126V124L147 123V121H145ZM149 122V121H148ZM150 122V123H151ZM156 122V121H155ZM82 123V122H81ZM251 122H248L247 124H246V126H244V128H243V130L242 129H240V130H242V132H245V133H248L249 135H251V138H252V135H253V139L255 138L256 140V144H258L259 145V147L261 148V150L262 151H258V153H257V150H256V154H253L252 155V157L250 156V158H252L253 160H251V161H253V162H255V163H257V165L260 167V168H263L264 167V140L263 141H259V139H260V137L261 136H259L258 134L260 133V131H261V128H253V127H251L250 124ZM63 124V123H62ZM72 124V123H71ZM127 124H129V125H131L130 127L131 128H128L127 127ZM32 125V124H31ZM150 125H152V123L150 124ZM156 126V125H155ZM257 126V125H256ZM53 127H54V125H53ZM65 127V126H64ZM64 127H63V129H64ZM153 127V126H152ZM65 128H67V127H65ZM68 128H70L69 126H68ZM68 128L66 129V131L68 130ZM73 128V127H72ZM84 128V127H83ZM154 128V127H153ZM156 129V128H155ZM154 129V130H155ZM72 131H73V129H71ZM161 130V129H160ZM253 130V131H252ZM54 131V130H53ZM64 131V130H63ZM66 131H64V133L66 132ZM70 131V130H69ZM69 131H67L68 133H69ZM87 131V130H86ZM146 131L148 132V136H146L145 134H146ZM156 131V130H155ZM262 131H263V129H262ZM60 132V131H59ZM124 132H122V133H124ZM130 132H132V134L130 133ZM241 132V133H242ZM62 133V132H61ZM94 133V132H93ZM102 133V134H103ZM124 133V134H125ZM134 133H136V131L134 132ZM160 133V132H159ZM252 133H254V134H252ZM67 134V133H66ZM95 134V133H94ZM106 134H107V136H106ZM136 134H138V133H136ZM157 134H158V131H157ZM163 134V133H162ZM161 134V135H162ZM261 134L263 135V132H261ZM55 135V134H54ZM99 135H101V136H99ZM249 135H247V136H249ZM62 136V135H61ZM64 136H65V134H64ZM67 136V135H66ZM102 136V137H103ZM133 136V137H132ZM151 137L150 139L148 138V137ZM165 136V135H164ZM164 136H162L163 138H164ZM200 136V135H199ZM257 136H259V138L257 137ZM127 137V136H126ZM166 137V136H165ZM57 138V137H56ZM65 138V137H64ZM112 138H114V137H112ZM120 138V136L118 135V139ZM152 138H153V142H152ZM159 138H161V137H159ZM158 138V139H159ZM199 138H201V136L199 137ZM250 138V137H249ZM67 139H69V137L67 138ZM82 139H84V138H82ZM92 139V138H91ZM111 139V138H110ZM109 139V140H110ZM128 139V138H127ZM210 139V138H209ZM253 139H251V140H253ZM35 140V139H34ZM38 140V139H37ZM85 140V139H84ZM95 140V139H94ZM95 140V141H96ZM122 142H123V140L122 139H120ZM120 140H118L119 142H117V143H120L121 141ZM160 140H162L163 141V139H159V141ZM250 140V141H251ZM32 141V140H31ZM56 141V140H55ZM64 141V140H63ZM107 141V140H106ZM116 141H117V139H116ZM126 141V140H125ZM209 141V140H208ZM207 141V142H208ZM62 142V141H61ZM84 142H86V141H84ZM164 142V141H163ZM167 142V141H166ZM211 142V141H210ZM60 143V142H59ZM59 143H57V144H59ZM81 143V142H80ZM126 143V144H125ZM168 143V142H167ZM65 144H67V143H65ZM64 144V145H65ZM68 144H69V140H68ZM67 144V145H68ZM83 144V143H82ZM111 144L113 145V148L111 149ZM130 144V145H129ZM163 144V143H162ZM165 144V143H164ZM164 144L162 145V146H164ZM211 144V143H210ZM76 145V144H75ZM120 145V144H119ZM206 145H207V143H206ZM215 145V144H214ZM28 146V145H27ZM61 146V145H60ZM63 146V145H62ZM73 146V145H72ZM83 146V145H82ZM86 146V145H85ZM157 146H159V145H157ZM155 147V148H157L158 149V147ZM211 146V145H210ZM241 146V145H240ZM239 146V147H240ZM257 146V145H256ZM30 147V146H29ZM84 147V146H83ZM82 147V148H83ZM126 147V146H125ZM124 147V148H125ZM165 147V146H164ZM239 147H237L238 148V150L240 151V150H242V149H240ZM255 147V146H254ZM28 148V147H27ZM65 148V147H64ZM66 148H69V146H66ZM80 149V150H83V149H85V148H83V149ZM119 150H118V149ZM160 148V147H159ZM207 148H208V146H207ZM242 148V147H241ZM59 149V148H58ZM70 149V148H69ZM74 149V148H73ZM156 149V150H157ZM165 149H168V148H165ZM155 150V149H154ZM160 150V149H159ZM163 150V149H162ZM161 150V151H162ZM173 150V149H172ZM56 151H58L57 150V148H56ZM76 151V150H75ZM84 151V150H83ZM123 151V152H122ZM166 151V150H165ZM165 151L163 150V152H162V154L163 153H165ZM235 151V150H234ZM243 151V150H242ZM252 151V150H251ZM11 152V151H10ZM58 152H60V151H58ZM65 152H67L66 150H65ZM73 152V151H72ZM160 152V151H159ZM238 152V151H237ZM68 153H69V151H68ZM96 153V152H95ZM242 153V152H241ZM248 153V152H247ZM56 154H58V153H56ZM158 154V153H157ZM160 154V153H159ZM249 154V153H248ZM51 155H53V154H51ZM151 155V156H150ZM165 155V154H164ZM163 155V156H164ZM247 155V154H246ZM245 155V156H246ZM250 155V154H249ZM169 155L167 154L166 156H165V158L166 157H168ZM223 157V156H222ZM226 157V156H225ZM55 158V157H54ZM103 158V159H104ZM165 158H164V161H165ZM169 158V157H168ZM247 158H248V156H247ZM18 159H20V158H18ZM61 159V158H60ZM128 159V158H127ZM147 159H149V160H147ZM11 160V159H10ZM14 160V159H13ZM43 160H44V158H43ZM67 160V159H66ZM104 160V161H105ZM129 160V159H128ZM127 160V161H128ZM135 160H134V162H135ZM146 160V161H145ZM156 160V161H155ZM220 160V159H219ZM9 161V160H8ZM61 161V160H60ZM126 161V160H125ZM130 161H128V162H130ZM167 161V160H166ZM19 162V161H18ZM133 162V161H132ZM132 163V164H137V163ZM231 162H233V163H231L232 165L231 166H238L240 163L238 162V163H234V161H231ZM17 163V162H16ZM131 163V162H130ZM163 163V162H162ZM242 163L243 162H241V165H242ZM121 164V163H120ZM227 164H229V162L227 163ZM236 164V165H235ZM245 164V163H244ZM18 165V164H17ZM68 165V164H67ZM107 164H102V165H100V167H98V169H96V170H98L97 172L99 173V174H103V173H105V171H107L106 170V168H110V166H106ZM109 165V164H108ZM137 165V166H138ZM144 165V166H145ZM210 165V164H209ZM216 165V167H217V165H218V163L217 164H215ZM58 166V165H57ZM66 166V165H65ZM136 166V165H135ZM137 166H136V168H137ZM140 166V165H139ZM146 166H145V168H146ZM166 166H167V162H164L163 164H162V166L159 168V170H158V172L156 173V175L154 176V179L157 177V175H159L164 169H166ZM199 166V165H198ZM198 166H192L190 169H188V171L186 172V175H184V180L187 182V180H189V179H192V178H195V177H198ZM222 166V165H221ZM224 166L226 167V165H224L223 164V166H222V170L224 169ZM244 166V165H243ZM51 167V166H50ZM56 167V166H55ZM62 167V166H61ZM131 167V166H130ZM148 167V166H147ZM219 167H220V165H219ZM218 167V168H219ZM228 167H229V165H228ZM240 167V166H239ZM53 168V167H52ZM111 168H113V167H111ZM111 168H110V170H111ZM124 168V167H123ZM142 168H144V167H142ZM149 168V167H148ZM155 168H158V167H155ZM154 168V169H155ZM178 168V167H177ZM230 168V167H229ZM252 168V167H251ZM125 169V168H124ZM140 169H141V167H140ZM220 169V168H219ZM232 169V168H231ZM234 169V168H233ZM239 169V168H238ZM244 169V168H243ZM259 169V168H258ZM52 170V169H51ZM55 170V169H54ZM53 170V171H54ZM64 170V169H63ZM145 170V172H147L146 174V176L147 177H150L151 178V176H150V174L151 175H153V173L150 171V169H144ZM147 170V171H146ZM155 170H157V169H155ZM230 170V169H229ZM242 170V169H241ZM240 170V171H241ZM205 171V170H204ZM56 172V171H55ZM138 172V171H137ZM151 172V173H150ZM155 172V171H154ZM226 172V171H225ZM224 172V173H225ZM143 173H144V171H142V176H144L145 175V173H144V175H143ZM229 173V172H228ZM243 173V172H242ZM51 174V173H50ZM209 174V173H208ZM221 174V173H220ZM219 174V180L216 178V181L214 180V182H212V180H211V178H212V176L210 177L209 175H207L206 174V178H204L203 177V181H204V183H205V185H209V186H215L216 188H218L220 185H221V182H220V176H222V175H220ZM203 175V174H202ZM142 176H141V178H139V179H142ZM180 176H183V175H180ZM205 176V175H204ZM92 177V176H91ZM91 177H90V179L88 180V182L90 183V181H91ZM224 177H225V175H224ZM228 177V176H227ZM240 177V176H239ZM247 177V176H246ZM74 178V177H73ZM144 179H147V178H145V177H143ZM259 178H260V181H261V179H262V183L264 182V173L263 172H259ZM63 179H64V177H63ZM72 179V178H71ZM182 179V180H183ZM227 179V178H226ZM55 180V179H54ZM75 180V179H74ZM87 180V179H86ZM136 181H137V179H135ZM193 180V179H192ZM231 180V179H230ZM244 180V179H243ZM142 181V180H141ZM144 182H147V181H145V180H143ZM142 181V182H143ZM76 182V181H75ZM92 182V181H91ZM155 182V181H154ZM153 182V183H154ZM180 182V181H179ZM189 182H190V180H189ZM192 182V181H191ZM224 182V181H223ZM228 182V181H227ZM86 183V182H85ZM101 183V182H100ZM132 183V182H131ZM200 183H202V182H200ZM226 183V182H225ZM236 183V182H235ZM238 183V182H237ZM65 184V183H64ZM88 184V183H87ZM96 184V183H95ZM217 184V185H216ZM231 184V183H230ZM239 184L241 185V183H238L237 185L236 184H234L233 186V188H232V190H234V189H236L235 187H237V188H239ZM77 185V184H76ZM101 185V184H100ZM99 185V186H100ZM182 185H183V183H182ZM201 185V184H200ZM224 185V184H223ZM222 185V186H223ZM62 186V185H61ZM87 186V185H86ZM106 186V185H105ZM208 186V187H209ZM230 186V185H229ZM243 186V185H242ZM260 186V185H259ZM104 187V186H103ZM182 187V186H181ZM194 187V186H193ZM204 187V186H203ZM205 187H207V186H205ZM63 188V187H62ZM90 188H92V187H90ZM100 188H102V185L100 186ZM106 188V187H105ZM110 189V188H109ZM168 189H169V187H168ZM182 189H184V188H182ZM220 190H222L221 188H219ZM250 189V188H249ZM249 189L246 191V189H243V191H240L241 190V187H240V190L239 189H237V191L239 190L240 192H241V194L240 195H242V197H247V195L249 196L250 194L252 195V193L254 192L255 193V191H259V188H257V190H250L249 191ZM254 189V188H253ZM85 190H87V189H85ZM137 190H138V192L140 191L138 188H137ZM170 190V189H169ZM169 190H167L166 189V192H165V194L162 196V197H159V198H157L156 200H157V207H160L161 208V205L163 204V202L164 201H166V198H167V196L166 195H170V193H169ZM204 190V189H203ZM206 190V189H205ZM212 190V189H211ZM214 190V189H213ZM217 190V189H216ZM171 191H172V189H171ZM228 191V190H227ZM263 191V190H262ZM105 192L106 191H104V193L103 194H101V195H104L105 194ZM112 192V191H111ZM142 192V191H141ZM218 192V191H217ZM232 192H234V191H231L230 190V192L229 193H232ZM239 192V193H240ZM260 192H261V190H260ZM90 193H92V192H90ZM99 193V192H98ZM133 193H136V191L135 192H133ZM140 193V192H139ZM235 194H236V191L234 192ZM262 193V192H261ZM118 194V193H117ZM116 194V195H117ZM141 194V193H140ZM217 194V193H216ZM235 194H233L234 196H235ZM238 194V193H237ZM255 194H257V193H255ZM93 195V194H92ZM100 195V194H99ZM101 195L99 196V197H101ZM106 195H107V193H106ZM106 195H104V196H102V198L104 197L105 198V196ZM119 196L120 195H122V193L120 194H118ZM134 195V194H133ZM138 195V194H137ZM168 195V196H169ZM213 195V194H212ZM221 195V194H220ZM229 195V194H228ZM228 195H225L224 196V193H223V195L222 196H224V197H221V198H219L218 196L216 197L215 195H214V197H216V199H219L220 201H221V203L223 202L224 204H227V205H232V204H234V203H236L235 201L237 200V196L234 198V197H230V196H232L231 194H230V196H228ZM86 196V195H85ZM108 196V195H107ZM106 196V197H107ZM119 196H117V199H119V201L122 199V197L124 196V198L123 199H125V195H123L122 197H121V199H120V197ZM127 196H128V194H127ZM126 196V197H127ZM141 196V195H140ZM253 196H255L254 194H253ZM87 197V196H86ZM86 197L84 198V199H86ZM93 197V196H92ZM91 197V198H92ZM95 197V196H94ZM93 197V198H94ZM97 197V196H96ZM119 197V198H118ZM135 197V196H134ZM133 196H132V198L130 197V194H129V198H131V199H133L134 198ZM138 197V196H137ZM136 197V198H137ZM251 197V199L253 198L252 196H250ZM249 197V198H250ZM128 198V197H127ZM138 198H140V197H138ZM144 198L145 197H143V199H141L140 200V202H139V204H138V206H140L142 203H143V200H144ZM212 198V197H211ZM240 198H241V196H240ZM83 199V198H82ZM83 199V200H84ZM96 199V198H95ZM98 199V201H97V203L99 202V198H97ZM96 199V200H97ZM106 199V198H105ZM105 199H103L104 200V202L106 201ZM111 199V198H110ZM110 199H108L109 200V202L112 200H110ZM116 198H114L112 201H113V204H114V200H115ZM130 199V200H131ZM155 199V198H154ZM204 199H206V198H204ZM215 199V198H214ZM251 199H249V200H251ZM257 199V201H256V203L254 204V209H256V208H263V210H264V199H262L261 198V195L259 196V194H258V197L256 198ZM88 200V199H87ZM90 200H92V199H90ZM100 200H101V198H100ZM102 200V201H103ZM125 200H127V199H125ZM130 200H128L127 202H130ZM242 200H243V198H242ZM111 201V202H112ZM118 200L117 201H115V204H116V202L118 203L119 202ZM121 201H123V200H121ZM132 201V200H131ZM133 201H134V199H133ZM136 201H138V200H136ZM208 201V200H207ZM216 201V200H215ZM220 201H218L219 203H220ZM237 201H239V200H237ZM244 201H245V199H244ZM127 202H125L124 201V203H126V204H128ZM135 202V201H134ZM171 202V201H170ZM182 202V201H181ZM209 202H210V200H209ZM208 202V203H209ZM251 201H249V203H250ZM88 203V202H87ZM89 203H90V201H89ZM119 203H122V202H119ZM132 203V202H131ZM136 203V202H135ZM183 203V202H182ZM197 203V202H196ZM217 203V202H216ZM84 204H86V202L84 201ZM91 204V203H90ZM93 204V203H92ZM91 204V205H92ZM106 204V207H111L110 205H108L107 203H105ZM115 204L113 205V207H111V210L110 209H108L105 213H104V216L106 215V216H109V214L111 213V211H113L114 210V208H116V209H118V207H114L115 206ZM126 204H124V205H126ZM185 204V202L181 205V206H183ZM187 204V203H186ZM241 204H243V202L241 201ZM245 204V203H244ZM101 206H104L103 205V203H101L100 204ZM99 205V206H100ZM108 205V206H107ZM116 205H118V204H116ZM130 205V204H129ZM192 205V204H191ZM86 206H88V205H86ZM119 206H120V204H119ZM135 206H137V205H135ZM134 206V207H135ZM93 207V206H92ZM97 207V206H96ZM128 207V206H127ZM156 207V208H157ZM184 207V206H183ZM86 208H88V207H86ZM85 208V209H86ZM89 208H91L90 206H89ZM88 208V210H90ZM112 208H113V210H112ZM120 208V207H119ZM182 208V207H181ZM92 209V208H91ZM133 209V208H132ZM158 209V208H157ZM184 209H186V208H184ZM110 210V211H109ZM109 211V212H108ZM115 211H119V209L118 210H115ZM114 211V212H115ZM134 211H135V209H134ZM133 211V212H134ZM180 211H182V210H180ZM179 211V213L181 214L182 212H180ZM185 211H187V210H185ZM90 213H91V210L89 211ZM109 214H108V213ZM89 213V214H90ZM211 213V212H210ZM108 214V215H107ZM134 215V214H133ZM132 215V216H133ZM181 215H183L184 217L187 215V213H186V215H184V210H183V214H181ZM213 214H211V216H212ZM103 216V217H104ZM106 216H105V218H106ZM180 216V215H179ZM182 216V217H183ZM214 216V215H213ZM89 217V216H88ZM93 217V215L91 216V218ZM182 217L180 216V218L182 219ZM186 217H188V216H186ZM215 217V216H214ZM120 218V217H119ZM173 218V217H172ZM176 218V217H175ZM87 219V218H86ZM104 219V218H103ZM174 219V218H173ZM186 219V218H185ZM190 219H192V218H190ZM211 219V218H210ZM105 220V219H104ZM106 220H107V218H106ZM109 220L111 221V219H110V217H108V223H109ZM171 220V219H170ZM176 221H177V219H175ZM188 220V219H187ZM91 221V223H92V220H90ZM193 221V220H192ZM105 222V221H104ZM175 222V221H174ZM190 222V221H189ZM90 223V224H91ZM172 223V222H171ZM188 223V222H187ZM105 224V223H104ZM92 226L93 225H97L98 226V224H91ZM96 226V227H97ZM95 227V228H96ZM99 227V226H98ZM97 227V228H98ZM92 229H93V227H91ZM94 228V229H95ZM182 228V227H181ZM89 229V225H88V228H87V230ZM98 230V229H97ZM96 230V231H97ZM89 232L91 231L90 229L88 230ZM103 231V230H102ZM105 231V230H104ZM99 232H100V230H99ZM87 234L88 235H90V233H88L87 232ZM103 236H106V234H104ZM106 238V237H105ZM151 263V262H150Z\"/></svg>",
	"mask_w": 264,
	"mask_h": 264
}]
</instances>
